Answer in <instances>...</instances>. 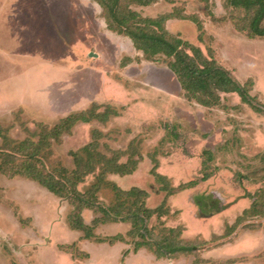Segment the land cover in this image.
Instances as JSON below:
<instances>
[{
	"label": "rangeland",
	"instance_id": "1",
	"mask_svg": "<svg viewBox=\"0 0 264 264\" xmlns=\"http://www.w3.org/2000/svg\"><path fill=\"white\" fill-rule=\"evenodd\" d=\"M54 3L53 24L41 14L47 15V7ZM86 4L70 0H0V146H4V136L19 142L28 138L38 141L44 129L49 133L69 113L86 112L90 122H76L69 131H63L60 141L50 138L52 154L47 166L51 172L73 170L72 153L91 143H97L98 151L108 158L123 153L121 163L139 161L133 173L125 177L109 174L107 179L124 190H146L150 208L168 200L170 213L161 220L167 227L183 226L184 241L194 240L200 249L164 259L142 249L125 258L128 245L94 243L97 239L84 240L83 232L70 229L67 218L72 207L66 199L29 178H11L0 172V264H264V39L250 38L237 29V20L246 12L231 6L228 0H158L145 8L129 5L147 17L186 18L169 20L166 28L200 47L206 55L213 54L240 84L252 80L255 107L243 103L236 94H222V104L207 109L187 100L175 76L163 65H134L126 74L136 78L124 82L117 70L125 55L95 33L93 10L87 8L84 12ZM26 31L33 34L34 49L58 64L56 58L62 53L58 39L66 45L71 39L81 53L90 49L101 52L102 58L91 60L89 66L112 67L111 77L118 75L116 82L131 90L135 101L140 98L146 107L135 105L128 115L127 107L122 110L120 104H114L113 109L100 102L88 107L89 94L84 102L79 101L83 96L79 69L84 70V66L78 67L79 74L74 75L67 65L58 67L47 62L45 67L31 60L22 64L19 59L13 61L14 51L21 44L25 46L26 37H30L22 34ZM125 49L134 54L131 48ZM81 53H75L78 65ZM30 62L29 68L22 67ZM64 63L61 60L59 66ZM26 68L30 77L24 72ZM140 83L143 90L138 91ZM50 95L54 111L48 109ZM28 97L35 98L34 108ZM24 103L31 109H25ZM93 105L99 106L95 109ZM109 109L116 111L115 116L99 120V115L107 114ZM34 133L36 136H32ZM128 151L135 153L130 156ZM204 151L210 152L211 160H205ZM154 168L172 185L193 181L195 187L168 198ZM95 177H85L78 189L87 190ZM112 190L108 187L98 197L106 204L112 203ZM95 217L92 211H83L88 225ZM158 224L154 217L149 227ZM130 229V224L100 225L94 233L97 238H108ZM161 236L157 230L155 238ZM128 240L134 247V239Z\"/></svg>",
	"mask_w": 264,
	"mask_h": 264
},
{
	"label": "trees",
	"instance_id": "2",
	"mask_svg": "<svg viewBox=\"0 0 264 264\" xmlns=\"http://www.w3.org/2000/svg\"><path fill=\"white\" fill-rule=\"evenodd\" d=\"M93 1L101 7L102 18L107 29L129 38L135 48V58L123 57L122 68L133 61L139 64L149 62L158 66L163 65L175 76L182 95L202 108L212 109L220 106L222 94H236L243 103L255 107L251 95L252 80L245 85L240 84L217 62L213 54L206 55L200 47L183 40L166 28L167 21L186 18L175 15L147 17L136 9L129 8L130 4L142 8L149 7L158 0ZM228 3L246 12L245 17L237 20V29L245 32L250 38L264 39V0H228ZM199 29L202 30V24H199ZM93 106L97 109L99 105ZM106 107L113 109L112 105H106ZM111 109L107 114L99 115V120L104 122L115 116L116 113L113 114V112L116 111ZM121 109L123 110L124 107ZM256 110L260 111L257 108ZM79 114H69L61 119L60 124L51 128L49 133L44 129V134L38 141L28 138L19 142L7 136L2 137L4 146H0V172L11 178L17 176L29 178L50 193L66 199L72 207L67 218L70 229L83 232L84 240L97 239L94 243H107L112 246L119 243L128 245L123 253L125 258L131 253L137 254L142 249H147L157 259L197 252L200 249L199 243L193 242L194 240L185 242L182 238L183 226L167 227L161 220L170 213L168 200L157 208H150L147 205L149 194L146 190L139 187L124 190L115 181L107 179L109 174L125 177L133 173L139 161L121 163L120 156H123V153L115 155V158H108L98 151L97 143H91L80 151L72 153L75 160L73 170L62 168L51 172L47 166V160L52 154L51 140L60 141L63 131H69L78 121L83 123L91 121L86 112ZM51 137L53 138L50 140ZM128 153L131 156L135 152L128 151ZM203 153L207 156L206 161L212 159L210 152ZM158 162L159 160L156 159L155 163ZM156 170L154 168V172ZM95 174V182L87 190L82 192L78 189L85 177ZM154 175L168 198L195 187L193 181L175 186L166 175L158 172ZM108 187L113 189L115 199L112 203L106 204L100 200L98 194ZM85 210L96 214L91 225H88L83 218ZM154 217H157L159 224L149 227V222ZM111 224H130L131 229L125 234L117 233L108 238L96 237L95 228ZM157 230L162 233L158 239L155 238ZM128 237L134 239V247L129 245Z\"/></svg>",
	"mask_w": 264,
	"mask_h": 264
},
{
	"label": "crops",
	"instance_id": "3",
	"mask_svg": "<svg viewBox=\"0 0 264 264\" xmlns=\"http://www.w3.org/2000/svg\"><path fill=\"white\" fill-rule=\"evenodd\" d=\"M70 1H73V2H75L77 4H80L81 1L86 2L87 4H86V7H85L86 9H85L84 12L87 11V8L89 10H91V9L93 10L94 17H92V18L94 20L93 21V25L95 26V28H94L95 33H98L99 35H102L105 38H107L109 44L110 43L111 44H115L113 46H110L114 50L116 49L117 51H119V49H121V51L119 52L120 55L129 56L132 59L135 58V55H134L135 54V48H134L131 40L129 38H127V37H124L122 35H118V34H116V33H114V32H112V31L107 29L106 23H105L104 19L102 18L101 7L96 2H94L93 0H70ZM48 3H50V2H48ZM52 6L50 4V6L47 7V15L46 14H41V17H42V19L43 18L48 19V21L50 23L54 24V23H56V21H54L56 16H55V13H54V10H53V8H55V3ZM74 13L75 12H73V14ZM38 21H39V18H38ZM57 29L59 30V28H57ZM31 33L32 32H28V31L22 33V34H26V35L29 34L30 37H26L27 39H26L25 46L23 44H21L14 51V53L12 55H15L16 57L12 58L13 61H15L16 59H19L18 62L20 64H22V63H26L29 60H31L32 64L41 63L45 67H48L47 62L52 63V64L54 63L55 65H58V67H64V66L67 65L68 67H70V73H72L74 75L79 74V73H76L78 71L77 70L78 67L84 66L83 67L84 70L83 69H79V70L82 71V79H81V84H82L81 88L82 89L81 90H82V95H83L79 101L80 102H84V98L87 99L88 97H90L89 100H91V101H89V102H91V103L88 102L89 103L87 105L88 107L91 104L99 103V102L102 103V105H112L113 104L112 106H114V104H116V105L120 104V106H122V107L123 106L127 107L126 108L128 110V112L126 113L127 115L131 114V110H133L135 105H137L136 108L146 107L144 105V103H143V100H140V98L139 99L137 98L138 101H135L134 93L131 90L125 88L123 85L118 84L116 82L117 79L115 77L116 76L118 77V75H119V77L122 80H124V82L126 80H130V79L132 80V79H134L136 77H130V76H128L126 74L128 68H131L134 65L137 66L138 68H141L143 66L142 64L149 63V62H143L141 64L135 62V64H132V65L130 64V65H128L125 68H122L121 64H119L118 65L119 68L117 70V73L119 72V74L112 78L111 77V73L113 71L112 67L110 69V66H105V65H102L100 67L89 66V63H90L91 60L99 59V58L101 59L102 58L101 52H96L95 50L92 49L94 52H96L95 54H93L94 52H90V51H92L90 49L89 51H83L81 53L77 46H76V48H74L75 42L71 43V39H70V40H68L67 45H66L65 41H63L62 39H58L57 38V37H60L59 33H57V34H55L57 37L54 36V38L58 39V40H56L57 43L60 45L58 47V49H61L62 53L56 59L59 60V64H60L61 60L65 62L64 64H61L59 66L58 63H55V60H52L51 58L48 59V57L44 58V56L40 55V51L38 52V51H36V49H34L35 40H32L31 37L33 36V34H31ZM31 46L33 47V50H32ZM44 47H47L46 49L50 50L49 46H44ZM72 47H73L74 50L72 49ZM126 47L131 48V50H132V52H134V54L127 52L126 49H125ZM30 48H31V51H32L33 54L30 53ZM66 50H67V54H68L67 56H65V51ZM76 52L81 53V55H80L81 64L80 65H78V63L75 62L76 60L79 59L78 57L75 56ZM89 52H90V54H89ZM119 53L115 52V54H116L115 56L118 55V57H119ZM41 57H43V58H41ZM104 62L106 63V61H104ZM32 64L30 62L29 64H27V66H25V64H24V65H22V67H28L29 68L30 65H32ZM107 64H109V63H107ZM28 68H26L24 72L28 73L26 71ZM34 68H32V69H34ZM28 76L30 77L29 73H28ZM66 80H69V79L66 78ZM137 83H139V82H137ZM51 85L53 86L54 82ZM50 86H48L47 88H49ZM142 87L143 86L140 83L139 84V88L136 89V90H138V91L141 90V89L143 90ZM61 91H63V89H61ZM118 92H119V94H118ZM88 94H89V96L87 97ZM50 97H51V95L48 98V109L50 108L49 111L50 110L54 111L52 109L53 108V104H50V103H52V102H50ZM28 98H30V99H27V100L32 101V103H33V105H31V108H34L36 106L35 98L34 97H32V98L28 97ZM29 101H27L26 103L28 104ZM27 104H25V103L23 104V106H25V109H26V107L31 109L29 105L27 106ZM129 104H131V105L129 106ZM85 108H87V107L85 106ZM25 109L23 107V110H25ZM131 254H134V253H131Z\"/></svg>",
	"mask_w": 264,
	"mask_h": 264
}]
</instances>
